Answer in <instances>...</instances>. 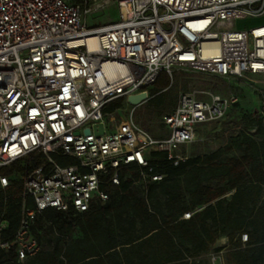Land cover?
Returning a JSON list of instances; mask_svg holds the SVG:
<instances>
[{"label": "built area", "instance_id": "2783aa9c", "mask_svg": "<svg viewBox=\"0 0 264 264\" xmlns=\"http://www.w3.org/2000/svg\"><path fill=\"white\" fill-rule=\"evenodd\" d=\"M112 2L118 21L98 24ZM263 17L264 0H0V168L36 152L48 157L25 182L35 209L24 211L14 241L20 261L39 250L29 235L37 212H86L93 199L108 201L101 186L119 185L129 165L149 168L152 151L180 160L179 147L198 127L222 122L239 96L180 91L164 139L140 128L134 111L117 121L108 104L182 69L252 89L264 118V25L235 28ZM100 123L105 133L96 135ZM53 154L75 163L60 165Z\"/></svg>", "mask_w": 264, "mask_h": 264}, {"label": "trees", "instance_id": "16d2710c", "mask_svg": "<svg viewBox=\"0 0 264 264\" xmlns=\"http://www.w3.org/2000/svg\"><path fill=\"white\" fill-rule=\"evenodd\" d=\"M172 76L161 75L148 89L150 99L142 107L151 113L149 132L153 123L164 131V117L189 84L207 89L198 75ZM124 101L108 104L104 112L120 110ZM235 107L221 122L229 134L220 149L178 161L152 151L149 168L129 165L121 170L119 185L101 186L108 201L95 198L86 212H37L29 235L39 250L23 261L13 242L23 206L35 209L25 182L48 165V157L36 152L0 168V184L1 178L8 180L5 189L0 186V216L10 222L0 234V243L8 247L0 246V264H215L212 257L223 264H264V118L255 112L233 117ZM50 157L60 165L75 163ZM221 240L226 244L219 245Z\"/></svg>", "mask_w": 264, "mask_h": 264}, {"label": "rangeland", "instance_id": "374dc122", "mask_svg": "<svg viewBox=\"0 0 264 264\" xmlns=\"http://www.w3.org/2000/svg\"><path fill=\"white\" fill-rule=\"evenodd\" d=\"M72 1V0H70ZM118 7L115 2H112L109 7L104 9L101 13L95 15L96 22L98 24L108 23V22H116L118 21ZM92 25H96L95 22H92ZM264 25V17L260 19L249 18L243 21H238L236 23L235 28L238 30H247L249 28L258 27ZM175 74H184V75H198L200 76L199 81H204L208 83L207 89L213 91L218 95H227L230 93H237L239 96V101L237 107H235V111L231 113L233 117H241L246 113H251L257 111L259 108V98L257 94L251 89H248L244 85L241 84H229L223 79L214 78L211 76L201 75L194 72H189L182 69H177ZM195 79V78H194ZM193 89L197 90H207L202 88L199 85H196L195 82H192L188 86V91H192ZM132 111H134L132 113ZM132 113V119L135 121L140 128L147 131L152 136L156 137L157 135H162L166 133V129L161 131L158 128L157 123L150 124L151 130H147V126L149 125V119H151V113L148 112L145 107H131L126 103V100L123 103L122 108L115 112L109 113V116L113 115L120 121V119L126 120L130 117ZM233 129H231L232 131ZM228 130L222 123H211L209 125H203L198 127L197 136L194 142L190 145H182L180 147L178 155L181 157L190 156L194 153H208L209 151H213L215 149L220 148L226 137L228 136ZM215 258V259H214ZM212 261L215 264H223L222 261L218 259V257H212Z\"/></svg>", "mask_w": 264, "mask_h": 264}, {"label": "water", "instance_id": "95a60500", "mask_svg": "<svg viewBox=\"0 0 264 264\" xmlns=\"http://www.w3.org/2000/svg\"><path fill=\"white\" fill-rule=\"evenodd\" d=\"M150 99V93L144 91L142 93L134 94L126 99V103L131 107H139L147 103ZM92 130L96 135H103L105 133V125L103 123L95 124L92 126ZM91 133V129H86L84 134L88 135Z\"/></svg>", "mask_w": 264, "mask_h": 264}, {"label": "crops", "instance_id": "0c3cea01", "mask_svg": "<svg viewBox=\"0 0 264 264\" xmlns=\"http://www.w3.org/2000/svg\"><path fill=\"white\" fill-rule=\"evenodd\" d=\"M237 94V93H236ZM259 106H260V103H259ZM259 108V107H258ZM258 111V110H257ZM257 111H255V113H257ZM217 123H221V122H217ZM211 124V123H210ZM209 125V124H208ZM166 129V134L167 133H169L168 132V130H167V127L165 128ZM198 131V130H197ZM164 135V134H163ZM181 147V146H180ZM180 147H179V150H180ZM218 149H220V148H218ZM218 149H215V150H218ZM179 150L175 153L177 156H179L178 155V153H179ZM214 150V151H215ZM179 157H181V156H179ZM7 182H8V180H7ZM0 186L3 188V189H5L6 187H4V186H2V184H0ZM33 203V202H32ZM25 205L23 206V209H22V214H21V216L24 214V211H25ZM4 217V215L3 214H1V216H0V234H1V232L3 231V230H6V229H8L9 228V226H10V222L8 221V220H2V218ZM13 244L15 245V243L13 242ZM226 244V240H221L220 242H219V245H225ZM0 246L3 248V249H8V247H7V245L6 244H1L0 243ZM17 253H18V248H17ZM18 260L20 261V259H19V256H18Z\"/></svg>", "mask_w": 264, "mask_h": 264}]
</instances>
